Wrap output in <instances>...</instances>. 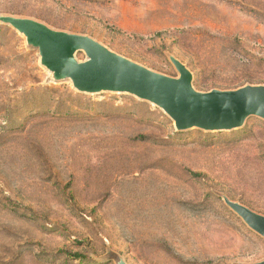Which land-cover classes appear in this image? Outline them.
<instances>
[{"label":"rangeland","instance_id":"rangeland-1","mask_svg":"<svg viewBox=\"0 0 264 264\" xmlns=\"http://www.w3.org/2000/svg\"><path fill=\"white\" fill-rule=\"evenodd\" d=\"M0 15L175 78L173 57L199 92L264 85V0H0ZM222 197L264 216V120L177 131L131 95L53 82L0 23V264L264 260V239Z\"/></svg>","mask_w":264,"mask_h":264},{"label":"water","instance_id":"water-1","mask_svg":"<svg viewBox=\"0 0 264 264\" xmlns=\"http://www.w3.org/2000/svg\"><path fill=\"white\" fill-rule=\"evenodd\" d=\"M0 23L37 50L39 64L51 74L53 82L68 81L83 94L131 95L162 110L177 131H231L241 128L250 117L264 120V85L199 92L192 86L190 71L173 57L169 61L178 74L175 78L147 69L85 35L10 15H0ZM78 53L85 55L84 61L76 59ZM222 199L251 231L264 239V216L227 197ZM115 264L127 263L116 257ZM251 264H264V260Z\"/></svg>","mask_w":264,"mask_h":264},{"label":"trees","instance_id":"trees-1","mask_svg":"<svg viewBox=\"0 0 264 264\" xmlns=\"http://www.w3.org/2000/svg\"><path fill=\"white\" fill-rule=\"evenodd\" d=\"M77 255H75V257H76ZM78 257H79V255H78Z\"/></svg>","mask_w":264,"mask_h":264}]
</instances>
